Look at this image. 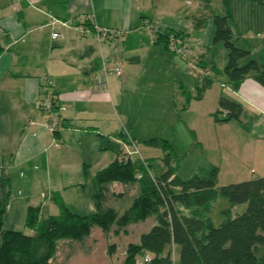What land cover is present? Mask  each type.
Returning <instances> with one entry per match:
<instances>
[{"label":"crops","instance_id":"obj_1","mask_svg":"<svg viewBox=\"0 0 264 264\" xmlns=\"http://www.w3.org/2000/svg\"><path fill=\"white\" fill-rule=\"evenodd\" d=\"M194 1L188 7L191 0H0V192L9 191L7 229L26 228L30 205L43 204L57 214L58 206L44 199L49 192H59L72 209L93 211V176L117 157L109 141L125 138L124 129L142 113L156 84L167 78L177 82L183 108L191 106L201 81L156 35L181 32L191 58L205 65L214 13L208 8L211 0ZM80 14L121 34L82 35L71 25ZM197 19L204 20L200 27ZM54 31L60 34L56 38ZM211 66L219 69L211 62L205 66L209 74ZM116 67L121 73L114 72ZM45 75L54 80L60 106L58 136L38 108ZM225 86L229 91L217 90L214 104L218 107L224 96L242 107L239 121L221 123L243 133L230 176L251 179L264 173V87L251 76L237 90Z\"/></svg>","mask_w":264,"mask_h":264},{"label":"trees","instance_id":"obj_2","mask_svg":"<svg viewBox=\"0 0 264 264\" xmlns=\"http://www.w3.org/2000/svg\"><path fill=\"white\" fill-rule=\"evenodd\" d=\"M259 1L264 4L263 0ZM222 2L225 13L213 14L211 19L213 42H223L227 48L223 68L227 75L225 84L237 90L241 82L251 76L264 87L263 64L251 56L248 48L238 47L233 42L231 0ZM203 23L204 20L197 19L195 24L200 27ZM171 36L185 43L182 33L172 30L157 33L156 40L176 54L170 47ZM203 68L207 74H203L197 87L196 99L203 96L216 80L215 74L221 72L215 66L209 69L212 74L205 66ZM241 112L240 104L220 96L215 121H239ZM62 123L61 119V126ZM52 133L58 136V129ZM141 141L166 151L163 158L166 169L154 173L146 160L132 159L119 151L114 161L93 176L95 192L91 212L72 209L59 192H49L44 194V199L58 206L57 214L48 213L43 204L30 205L25 215L28 232L7 229L4 223L9 191L2 189L0 264H50L60 239H82L95 226L109 231L115 225L114 232L125 233L129 224L152 216L155 223L140 234L138 241L127 244L121 264H136L144 254L151 258L143 264H264V176L218 185L219 167L212 164L189 178H181L175 175L171 165L167 140L152 137ZM114 183L136 188L131 204L122 211L109 203V198L121 195V192L113 193ZM218 196L226 198L231 207L236 204H246V207L235 216H231L230 208L223 210L225 219L215 226L208 212ZM174 245H179L177 260L172 257Z\"/></svg>","mask_w":264,"mask_h":264},{"label":"rangeland","instance_id":"obj_3","mask_svg":"<svg viewBox=\"0 0 264 264\" xmlns=\"http://www.w3.org/2000/svg\"><path fill=\"white\" fill-rule=\"evenodd\" d=\"M256 1L231 0L233 18L230 26L235 45L248 48L251 56L264 67V4ZM194 3L195 1L191 0L187 5L193 6ZM208 8L214 14H223L218 12L225 10L222 0H211ZM172 54L185 64V69H189L187 71L189 75L197 77L199 81L204 74L202 66L209 67L211 62H214L221 72L215 74L217 80L213 88L202 100L192 97L191 106L183 108L182 104L185 102L184 99L179 98L180 93L177 90L181 87L177 88V82L167 78L165 83L156 84L155 91L144 101L142 113L134 116L132 124L130 122L129 127L124 129L125 138L109 141L112 152L121 151L128 153L132 159L146 160L152 165L151 169L154 173H161L166 169L163 161L166 151L141 141L160 137L167 140L170 145L168 153L171 157V165L174 167L175 175L181 178H189L199 173L202 168H208L213 164L219 167L218 185L248 180L250 177L234 181L236 179L231 175V168L236 167L232 162L238 161V152L242 151L239 150L241 142L239 138L243 133L236 131L231 126L233 124L216 122L214 117V112L218 108L214 104V100L217 103V90L229 91L225 86L227 75L223 71L227 60V48L224 43L211 41L210 49L203 57L205 65L191 58L190 49L186 59L178 54ZM180 80L182 81L181 78ZM133 137L138 138V141L132 139ZM262 172V170L258 171L261 174L259 176H264ZM119 185L114 188L113 193L121 192L123 196L109 198V203L122 211L131 204V197L136 193V188ZM76 200L75 203L81 206L79 200ZM84 201L82 200V203ZM245 207L246 204H236L231 207L226 198L218 196L211 202L208 216L214 225L218 226L225 219L223 210L230 208L231 216H235ZM154 223L155 219L152 216L143 222L129 224L125 233L114 232L117 229L115 225L109 231H103L95 226L91 233L82 239H60L50 264H121L126 255L127 244L138 241L140 234L148 231ZM18 228L20 229L14 230L27 231L25 227ZM178 256L179 245H174L172 257L177 260Z\"/></svg>","mask_w":264,"mask_h":264},{"label":"built area","instance_id":"obj_4","mask_svg":"<svg viewBox=\"0 0 264 264\" xmlns=\"http://www.w3.org/2000/svg\"><path fill=\"white\" fill-rule=\"evenodd\" d=\"M85 22H89L85 24ZM71 25L82 35H88L90 33L97 34L102 39L118 37L121 34V31L115 28H107L96 24L92 16L80 14L77 15L71 22ZM60 34L57 31L52 33V37L56 38ZM170 47L173 48L180 57L186 59L188 53V46L186 43H183L181 40L177 39L174 36H171ZM121 67H116L114 69L115 73H121ZM207 74V72H204ZM99 81L101 79L97 77ZM54 80L49 75H45L42 78V82L39 86V101L38 108L47 118V127L51 132L56 131L61 126V117H60V106L58 99L56 97L54 89ZM128 155V153H127ZM151 256L149 254H144L141 259L136 261V264H143L146 261H149Z\"/></svg>","mask_w":264,"mask_h":264}]
</instances>
